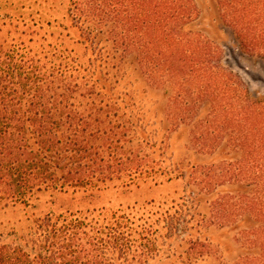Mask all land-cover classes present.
I'll use <instances>...</instances> for the list:
<instances>
[{
	"label": "trees",
	"instance_id": "trees-1",
	"mask_svg": "<svg viewBox=\"0 0 264 264\" xmlns=\"http://www.w3.org/2000/svg\"><path fill=\"white\" fill-rule=\"evenodd\" d=\"M216 1L240 51L264 61V0ZM199 16L194 0H71L70 34L83 54L44 39L0 48V206L114 182L188 178L198 190L154 222L121 211L48 214L0 247V264H198L216 259L194 232L205 224L236 231L245 253L231 264H264V97L224 67L212 41L187 29ZM132 60L168 96L171 129L187 128L195 152L223 160L190 174L169 164L121 87Z\"/></svg>",
	"mask_w": 264,
	"mask_h": 264
},
{
	"label": "rangeland",
	"instance_id": "rangeland-1",
	"mask_svg": "<svg viewBox=\"0 0 264 264\" xmlns=\"http://www.w3.org/2000/svg\"><path fill=\"white\" fill-rule=\"evenodd\" d=\"M200 16L187 27L201 33L223 53V65L240 76L253 96L264 97V61L257 56L243 54L234 31L222 18L216 0H194ZM71 0H0V48H20L35 40L63 41L67 48L83 54V46L77 45L78 37L70 34L72 21L68 18ZM70 35V36H69ZM126 74L121 87L132 95L146 113L158 144L164 143L169 164L173 168H185L190 174L192 167L210 165L223 160V155H200L190 144L187 128L173 131L168 123V96L164 91L151 87L132 60L123 67ZM172 128V129H171ZM197 188L188 178L171 182H140L129 187L114 182L101 190L79 192H41L35 194L29 205L3 203L0 206V247L15 245L28 235L40 219L48 214H91L94 212H118L157 221L166 213H173L174 206L190 195L196 198ZM190 199V198H189ZM201 199V198H197ZM203 202V199H201ZM197 204V202H195ZM205 203L200 212L206 220L210 217ZM202 240L207 239L214 249L216 259H205L198 264H231L245 252L236 242V231L205 224L200 229ZM218 257H217V256Z\"/></svg>",
	"mask_w": 264,
	"mask_h": 264
}]
</instances>
